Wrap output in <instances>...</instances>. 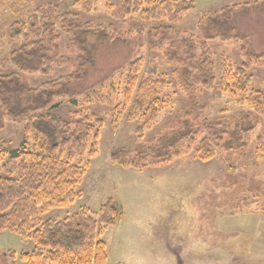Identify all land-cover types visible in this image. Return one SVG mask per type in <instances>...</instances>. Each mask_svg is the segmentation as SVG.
I'll return each mask as SVG.
<instances>
[{
    "label": "trees",
    "instance_id": "16d2710c",
    "mask_svg": "<svg viewBox=\"0 0 264 264\" xmlns=\"http://www.w3.org/2000/svg\"><path fill=\"white\" fill-rule=\"evenodd\" d=\"M99 1L76 0L74 5L88 12ZM2 3L0 0V6ZM258 3L264 8V0ZM195 7L194 0H106L112 20L129 22L122 39L137 32L141 46L163 50L165 59L175 65L174 73L187 97L183 115L167 133L137 148H114L110 154L114 165L137 170L158 166L185 154L195 143L198 158L211 160L218 149L227 152L246 148L249 135L264 120V88L250 89L253 76L249 72L252 67L264 66V50L257 52L246 33L227 24L236 6L204 15L200 20L201 38L165 23L150 27L142 37L143 23L158 18L161 8L169 13L170 21H176ZM113 31L112 24L92 26L79 13L62 11L54 3L36 5L26 19L10 26V38L21 44L8 59L15 70L0 73V129L6 117L20 120L25 127L24 140L18 147L0 145V231L8 230L34 242L33 252L21 254L28 264H108L107 244L102 236L124 216L118 199L108 198L97 214L85 208L64 220H44L42 215L55 207H67L80 197L87 158L98 151L103 123L88 111L79 114L74 124L47 112L59 106L56 98L75 95L71 85L85 79L95 66L97 45L117 39ZM64 35L78 50L76 69L39 87L32 86L23 74L53 72L62 59L59 42ZM216 39L238 42L242 55L240 66L226 65L219 87L227 94L240 93L242 100L254 108L232 124L205 116L197 96L198 89L215 85L216 67L208 42ZM142 60L130 61L123 99L117 105L118 111L127 112L129 121L139 122L136 132L141 141L145 130L173 100L162 94V87L167 86L165 74L151 70L140 79ZM73 104L77 105V101L73 100ZM257 145L264 154V128Z\"/></svg>",
    "mask_w": 264,
    "mask_h": 264
},
{
    "label": "rangeland",
    "instance_id": "374dc122",
    "mask_svg": "<svg viewBox=\"0 0 264 264\" xmlns=\"http://www.w3.org/2000/svg\"><path fill=\"white\" fill-rule=\"evenodd\" d=\"M75 1L3 0L0 6V73L15 70L8 59L10 52L21 44L10 38L11 24L26 19L38 4H57L62 11L79 13L95 27L112 24L117 35L115 41L97 45L95 66L85 79L71 85L75 95L56 98L59 106L47 112L74 124L79 114L88 111L103 123L98 151L87 158L88 169L79 186L80 197L67 207L50 209L42 215L43 219L64 220L85 208L97 214L104 202L114 197L121 203L124 216L102 236L107 244L108 264H264V154L257 145L264 120L249 135L246 148L227 152L218 149L211 160L198 158V143H195L185 154L158 166L137 170L114 165L110 158L114 148H137L167 133L183 115L187 97L174 73L175 65L165 59L163 50H150L147 44L141 46L137 32L123 40L122 31L128 32L129 22L112 20L106 10V0H100L88 12L75 6ZM194 1L195 10L176 21H170L169 13L161 8L158 18L143 23L142 37L150 27L165 23L201 38L200 20L204 15L236 6L227 24L232 23L246 33L257 52L264 50V8L259 0ZM59 43L62 59L55 64L53 72L23 74L24 80L39 87L76 69L78 50L66 35ZM239 45L236 41L220 39L208 42L217 79L212 88L197 91L204 115L226 124L254 111L240 93L227 94L219 87L226 65L242 63ZM137 58L143 59L140 79L151 70L165 74L167 86L162 87V94L173 98L145 130L142 141L136 132L139 122L129 121L127 112L117 110L123 99L129 63ZM249 72L253 76L250 89L264 88V66L252 67ZM24 127L20 120L6 117L0 129V145L18 147L24 140ZM34 250L35 244L30 238L0 231V264H28L21 254Z\"/></svg>",
    "mask_w": 264,
    "mask_h": 264
}]
</instances>
